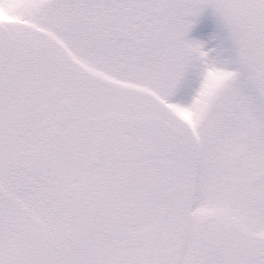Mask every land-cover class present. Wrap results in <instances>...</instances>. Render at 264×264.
<instances>
[{
  "label": "snow or ice",
  "instance_id": "snow-or-ice-1",
  "mask_svg": "<svg viewBox=\"0 0 264 264\" xmlns=\"http://www.w3.org/2000/svg\"><path fill=\"white\" fill-rule=\"evenodd\" d=\"M0 264H264V0H0Z\"/></svg>",
  "mask_w": 264,
  "mask_h": 264
}]
</instances>
